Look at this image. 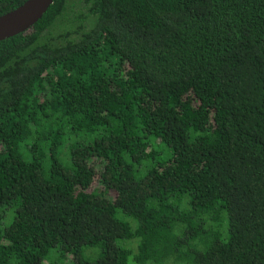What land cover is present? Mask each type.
<instances>
[{"label":"trees","instance_id":"trees-1","mask_svg":"<svg viewBox=\"0 0 264 264\" xmlns=\"http://www.w3.org/2000/svg\"><path fill=\"white\" fill-rule=\"evenodd\" d=\"M79 1L0 41V264H264V0Z\"/></svg>","mask_w":264,"mask_h":264},{"label":"water","instance_id":"water-1","mask_svg":"<svg viewBox=\"0 0 264 264\" xmlns=\"http://www.w3.org/2000/svg\"><path fill=\"white\" fill-rule=\"evenodd\" d=\"M54 0H27L0 16V41L29 30L46 13Z\"/></svg>","mask_w":264,"mask_h":264},{"label":"rangeland","instance_id":"rangeland-1","mask_svg":"<svg viewBox=\"0 0 264 264\" xmlns=\"http://www.w3.org/2000/svg\"><path fill=\"white\" fill-rule=\"evenodd\" d=\"M71 2L75 3L74 7L76 10H78V8L82 6L79 0H71Z\"/></svg>","mask_w":264,"mask_h":264}]
</instances>
